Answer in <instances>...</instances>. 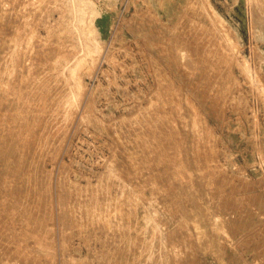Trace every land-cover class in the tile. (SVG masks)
Instances as JSON below:
<instances>
[{"label": "rangeland", "instance_id": "obj_1", "mask_svg": "<svg viewBox=\"0 0 264 264\" xmlns=\"http://www.w3.org/2000/svg\"><path fill=\"white\" fill-rule=\"evenodd\" d=\"M0 33V264H264V0H0Z\"/></svg>", "mask_w": 264, "mask_h": 264}, {"label": "bare ground", "instance_id": "obj_2", "mask_svg": "<svg viewBox=\"0 0 264 264\" xmlns=\"http://www.w3.org/2000/svg\"><path fill=\"white\" fill-rule=\"evenodd\" d=\"M15 1V0H14ZM21 2V1H20ZM32 4V3H31ZM5 7H6V5H5ZM9 7V6H8ZM29 8V7H28ZM14 9V8H13ZM2 10V9H1ZM28 11V10H27ZM21 13H22V11H20ZM5 15V14H4ZM15 16V15H14ZM18 16V15H17ZM20 17V16H19ZM3 18V17H2ZM23 18V17H22ZM16 22V21H15ZM18 22V21H17ZM16 22V23H17ZM9 23V22H8ZM19 23V22H18ZM13 25L15 26V24L13 23ZM2 26V25H1ZM29 32V31H28ZM7 33V32H6ZM1 34V33H0ZM13 34V33H12ZM33 35V34H32ZM2 45V44H1ZM29 51V50H28ZM7 52V51H6ZM9 52H10V50H9ZM30 53V52H29ZM186 55V54H185ZM187 56V55H186ZM185 56V57H186ZM200 56V55H199ZM206 57V56H205ZM22 58H24V56L22 57ZM40 58V57H39ZM18 60V59H17ZM7 62V61H6ZM29 62H27V64H28ZM25 65V64H24ZM196 65V64H195ZM185 66V65H184ZM26 67V66H25ZM27 69H28V67H26ZM194 73V72H193ZM28 75V74H27ZM23 76V75H22ZM21 77V76H20ZM26 77V76H25ZM1 81V80H0ZM34 81V80H33ZM20 82V81H19ZM26 83V82H25ZM1 85V84H0ZM6 86H8L7 84H6ZM2 87V86H1ZM4 88V87H3ZM31 88V87H30ZM5 89V88H4ZM20 92V91H19ZM9 94V93H8ZM35 105V104H34ZM39 106V105H38ZM172 107V106H171ZM38 113V112H37ZM194 113V112H193ZM132 114H134V113H132ZM46 115V114H45ZM131 115V114H130ZM131 117V116H130ZM46 118V117H45ZM186 118H187V116H186ZM190 119V118H189ZM177 120H179L178 119V117H177ZM173 121V120H172ZM174 121H176V117H175V120ZM189 121H191V120H189ZM178 122V125H179V121H177ZM176 122V123H177ZM175 122H173V124H174ZM168 124V123H167ZM170 124V123H169ZM183 124V123H182ZM54 126V125H53ZM167 127H168V125H166ZM172 127H174V126H172ZM171 127V128H172ZM179 127V126H178ZM199 127V126H198ZM180 128V127H179ZM185 128V127H184ZM172 131H173V129H172ZM185 131H186V129H185ZM29 132V131H28ZM182 132H184V131H182ZM188 132H190V131H188ZM55 133H56V131H55ZM165 133V132H164ZM167 133V132H166ZM175 133V132H174ZM193 133V132H192ZM42 134V133H41ZM147 134V133H146ZM186 134H188L187 133V131H186ZM191 134V133H190ZM179 135H180V133H179ZM146 136V135H145ZM178 136V135H177ZM166 145H167V143H165ZM63 145V144H62ZM202 145V144H201ZM64 147V146H63ZM169 147L167 146V149H168ZM174 151V150H173ZM176 155V154H175ZM177 156V155H176ZM12 159V158H11ZM24 159V158H23ZM50 160V159H49ZM180 162V161H179ZM58 163V162H57ZM197 163V162H196ZM13 164V163H12ZM11 165V164H10ZM202 166V165H201ZM59 167V166H58ZM204 166H202V168H203ZM207 167V166H206ZM60 168V167H59ZM201 168V167H200ZM24 175V174H23ZM61 175V174H60ZM100 175V174H99ZM42 176V175H41ZM59 176V175H58ZM101 176V175H100ZM57 179H58V177H57ZM98 179V178H97ZM24 180V179H23ZM29 182V181H28ZM52 183V182H51ZM56 183V182H55ZM20 185V184H19ZM86 185V184H85ZM48 186V185H47ZM59 186V185H58ZM44 187V186H43ZM33 188V187H32ZM30 189V188H29ZM59 192V191H58ZM57 192V193H58ZM100 192V191H99ZM45 193V192H44ZM33 194H34V192H33ZM47 194H49V193H47ZM47 196V195H46ZM56 197V196H55ZM57 199V198H56ZM113 199V198H112ZM45 200V199H44ZM53 200V199H52ZM54 201V200H53ZM57 203H58V200H57ZM56 206H57V204H56ZM107 206H108V204H107ZM112 206H113V204H112ZM26 208V207H25ZM39 208V207H38ZM59 209V208H58ZM111 209H113V208H111ZM110 209V210H111ZM131 210H133V209H131ZM18 211V210H17ZM117 211V210H116ZM82 212V211H81ZM84 213H85V211H84ZM106 213H107V210H106ZM105 213V214H106ZM113 213V212H112ZM97 214H98V212H97ZM37 215V214H36ZM45 215V214H44ZM89 215V214H88ZM112 215V214H111ZM118 214H116L115 216H117ZM122 215V214H121ZM131 215H132V213H131ZM123 216V215H122ZM10 217V216H9ZM49 217V216H48ZM55 217V216H54ZM53 217V218H54ZM120 217V216H119ZM84 218V217H83ZM95 218V217H94ZM112 218V217H111ZM124 218V217H123ZM108 219V218H107ZM117 219H119L118 217H117ZM125 219V218H124ZM55 220V219H54ZM111 220H113V219H111ZM127 219H125V221H126ZM100 221V220H99ZM99 221H98V223H99ZM117 222H118V220H116ZM115 220H114V224H115V222H116ZM122 221V220H121ZM27 222V221H26ZM46 222V221H45ZM102 222V221H101ZM112 222V221H111ZM110 222V223H111ZM28 223V222H27ZM34 223V222H33ZM120 223V222H119ZM101 224V223H100ZM99 224V225H100ZM125 225H126V223H124ZM124 224H123V226H124ZM103 225H105L104 223H103ZM110 225V224H109ZM118 225H122V223L121 224H118ZM94 226H95V224H94ZM113 226V225H112ZM29 227V226H28ZM110 227V226H109ZM121 227V226H120ZM128 227V226H127ZM124 228V227H123ZM122 228V229H123ZM106 229V228H105ZM105 229H104V231L103 232H105ZM103 230V229H102ZM50 231V230H49ZM75 231V230H74ZM112 231H114V230H112ZM112 231H110V232H112ZM121 231V230H120ZM120 231H119V233H120ZM45 232V231H44ZM52 232V231H51ZM38 233V232H37ZM40 233V232H39ZM98 233V232H97ZM113 233V232H112ZM114 234V233H113ZM121 234V233H120ZM153 234V233H152ZM104 235H105V233H104ZM123 236V235H122ZM50 237V236H49ZM34 238V237H33ZM38 238H39V236H38ZM44 238V237H43ZM65 239V238H64ZM118 239H120V238H118ZM34 240H36V239H34ZM45 240V239H44ZM117 240V239H116ZM138 240V239H137ZM3 241V240H2ZM50 241V240H49ZM55 241V240H54ZM5 242V241H4ZM140 242V241H139ZM54 243H56V242H54ZM112 244V243H111ZM56 245V244H55ZM36 246V245H35ZM37 246H38V244H37ZM138 247H139V245H138ZM137 248V247H136ZM141 248H142V246H141ZM38 249V248H37ZM44 250H45V248H43ZM138 249V248H137ZM42 250V249H41ZM43 250V251H44ZM130 250V249H129ZM131 251V250H130ZM23 252V251H22ZM133 252V251H132ZM43 253V252H42ZM5 254H7L6 252H5ZM9 255V254H8ZM3 256V255H2ZM2 256H0L1 258H2ZM50 256V255H49ZM140 256V255H139ZM6 257H7V255H6ZM68 258V257H67ZM136 258V257H135ZM8 259V258H7ZM19 259V258H18ZM1 260V259H0ZM3 260H5V259H3ZM44 260V259H43ZM134 261V260H133ZM132 261V262H133ZM27 263H28V261H27ZM134 263V262H133ZM10 264V263H9ZM29 264V263H28Z\"/></svg>", "mask_w": 264, "mask_h": 264}]
</instances>
